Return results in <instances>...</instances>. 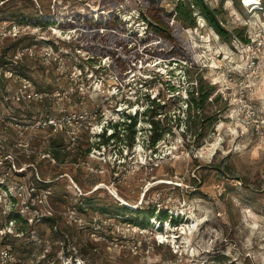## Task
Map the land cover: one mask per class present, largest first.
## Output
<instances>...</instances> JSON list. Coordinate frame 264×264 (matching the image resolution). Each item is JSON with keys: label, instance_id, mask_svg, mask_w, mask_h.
<instances>
[{"label": "rangeland", "instance_id": "obj_1", "mask_svg": "<svg viewBox=\"0 0 264 264\" xmlns=\"http://www.w3.org/2000/svg\"><path fill=\"white\" fill-rule=\"evenodd\" d=\"M141 1L0 0V30L11 23L22 30L17 39L0 41V65L32 48L34 58L24 52L6 68L51 93L47 108L39 101L17 102L19 82L5 78L0 111L33 121L46 112L59 116L65 105L80 115L70 124L80 133L76 144L63 133L38 129L30 157L21 151V162L8 170V192L0 188V232L13 233L2 242L28 256L48 250L55 264L59 256L84 264H264V11L225 0L222 25L242 37L219 35L200 14L194 25L175 16L178 54L170 56L171 44L145 34L138 22ZM18 12L24 15L14 17ZM113 16L119 29L107 28ZM143 76L151 78L148 86L140 84ZM192 88L205 100L199 110L195 104L198 118L190 120ZM58 90L70 98L55 99ZM147 93L162 99L155 150V124L141 115ZM79 97V105L70 104ZM137 110L134 139L118 129L117 138L96 151L98 134L114 133L108 130L112 123ZM5 170L0 167V175ZM42 179L53 185L38 189ZM19 185L20 204L28 200L42 212L24 206L20 217H10V196H20ZM30 185L39 195H30ZM123 204L158 210L147 221L146 214L117 211ZM164 213L175 221H162Z\"/></svg>", "mask_w": 264, "mask_h": 264}, {"label": "built area", "instance_id": "obj_2", "mask_svg": "<svg viewBox=\"0 0 264 264\" xmlns=\"http://www.w3.org/2000/svg\"><path fill=\"white\" fill-rule=\"evenodd\" d=\"M164 4H162L161 6L166 7L167 9H169V7H174L175 4L179 1H184V0H171V1H167L164 0ZM210 7L212 8H216L220 5L221 0H204ZM253 4L247 5L246 0H243V3L246 7H248L249 9L253 10V12H259V11H264V5H263V1L262 0H252ZM254 7H257V9H254ZM139 13V12H138ZM140 14H138L137 19L138 22H140V20L143 22L142 25L145 26L146 28V33L145 34H149V26L148 23L142 19L139 18ZM222 23V22H221ZM247 23V22H246ZM22 34V30H21V26L17 23H11L9 24V26H3V28L0 30V41H3L6 38H13V39H17L18 37H20ZM262 35V31L261 30H257V34L256 36H260ZM244 46L247 47H251L249 43H244ZM26 53L30 56V58H34L35 57V52L32 48H26V50H24L23 52L20 51H16L15 54L13 55L12 58H10L9 62L3 65H0V85L1 82L7 78H14L16 81L19 82V87L18 89L15 91L14 95H13V99H15L17 102H22V103H28L31 101H39L42 106L44 108H47V105L49 102H47V100L51 97V93L48 91H39L35 88V84L33 79L27 75L24 74L23 72H18L15 70H10L6 67H8V65H13L15 63L18 62V60H20L22 57L23 53ZM25 55V54H24ZM59 58H57L56 60H58ZM144 77V76H143ZM146 78V77H145ZM120 90V88H119ZM114 91V90H113ZM55 99L56 97H64V92L61 90H58L56 92ZM112 95H117L114 93L111 94ZM67 95H65L66 97ZM5 99H11L9 96H5ZM70 97L67 96V99H69ZM51 99V98H50ZM79 103H81V98L79 97L78 99H76L75 101H71V105L75 104L76 106L79 105ZM59 105V110L61 111V114L59 116L53 115L50 112H46V114L43 116L42 119L39 120H33L32 118H19L17 117V115L11 114V113H4L0 111V167H5L6 170L3 172L2 175H0V188H4L6 192H8V186L6 185V183H8V181L10 182V179L8 178L9 175V171L11 170L12 166L16 165V161L17 162H21V151H24V153L26 151H28V155L30 157V153L32 151L31 149V144L34 141V139L36 138V134L35 131L38 129H43V128H49L50 131L54 132V133H63L64 135H66L70 140L69 142L74 145L78 142L79 138H80V133L77 131V128L72 124V126L70 125L72 123L73 120H77L79 121L80 118H78L80 115L77 113H72L70 112L67 107L61 106ZM43 108V109H44ZM46 110V109H45ZM123 110V109H122ZM48 111V110H46ZM137 111L134 112L137 113ZM122 121V120H121ZM113 122V121H111ZM115 123H118V121H116ZM114 124V123H112ZM106 127V126H105ZM109 129H113V127L111 126ZM107 130V128H106ZM106 134L107 136L113 135L114 133H107V132H101L100 134H98L99 138L100 135L102 134ZM113 140V139H112ZM104 146V145H101ZM100 146V147H101ZM100 147L96 150L98 151L100 149ZM105 147V146H104ZM20 175V174H19ZM22 185H19V187H17L18 189H21ZM29 189H31L30 195H34V193L36 192V189L34 187V185H30ZM44 191V190H43ZM42 193V192H41ZM40 193V194H41ZM20 196H15L13 194H11L10 199L12 200L13 205L10 206L9 208V215L10 217H20V213L19 210L23 209L24 206L29 207L30 209H27V211H36V212H42V209L35 208L37 205L31 206L28 203V200L23 202V204L21 203V198L23 197L24 194H22V189L20 191ZM35 195H39L38 192H36ZM1 196V194H0ZM20 198V199H19ZM33 198V197H31ZM42 200V199H41ZM15 203L18 206H14ZM3 209H1L3 212L7 211V209L5 208V206L2 207ZM21 208V209H20ZM47 212H51L49 209H46ZM12 222V220H11ZM8 226V225H7ZM162 225L161 223H159L157 225V229H161L162 230ZM161 232V231H160ZM12 231H1L0 232V264H55L56 263V259L52 258L50 256V252L48 250H44L43 253L40 254H36L35 252L30 254L29 256L26 255L25 253H20L19 251L15 250L13 248V246H11L10 244L7 243H3V238L7 235L12 234ZM162 234V233H161ZM163 236V234L161 235V237ZM158 242L160 244H164L166 243V240L164 239H159ZM60 260V264H84L82 259L79 258H72V257H67V256H59L58 258Z\"/></svg>", "mask_w": 264, "mask_h": 264}, {"label": "trees", "instance_id": "obj_3", "mask_svg": "<svg viewBox=\"0 0 264 264\" xmlns=\"http://www.w3.org/2000/svg\"><path fill=\"white\" fill-rule=\"evenodd\" d=\"M224 2H225V0H221V3L218 7L212 8L204 0H184V1L177 2L175 4V8L172 11H170L166 7L159 5L156 0H142L140 2V4L138 5V11L140 14L139 18L148 23L149 31L151 33H154L156 35V37H159L160 39L165 40L171 44L170 50H168V55L174 56V55L178 54L177 50L174 49L178 43V37H177V34L175 33L174 28H173L172 23H171L172 19L175 16H177L178 18H181L183 20H187L192 25H194L196 23L195 17L200 14L207 20L208 25L210 27H212L219 35L224 37L226 35L233 36V35H235L234 33H237L240 37H242V32H240L239 30H235L234 32H229V30H227L222 25V23H221L222 21H221L219 16L221 14L220 11L222 9V6L224 5ZM255 8L257 9V7H254V9ZM23 15L24 14L22 12H18V13L13 14L14 17H21ZM115 21H119V18L116 16H113L112 18H110V22H109L107 28L114 29V30L119 29V28H117L118 26H117V24H115ZM244 40L248 42V39L244 38ZM146 42H147V39L143 41V44H145ZM120 45H123V44L120 43ZM136 48H137V45H135L134 49H136ZM137 52H138V50H135V52H134L135 58H138L141 56ZM152 53H153V56L160 54L159 51H153ZM123 68H125V67H123ZM149 79H151V78L150 77H146V78L142 77L139 80L140 84H142V87L148 86L147 84L149 82L147 80H149ZM155 79H158V78H155ZM158 81H161V79H159ZM139 82H137V83H139ZM170 87H171V89H174L173 88L174 85H171ZM190 94H191L192 99L190 100L191 106L189 108L190 112L188 114V118L191 120L192 117L198 118V115L195 116L192 109L195 110V104H196L197 110L203 108L205 96L201 95L199 97V99L197 97H195L194 88H192L190 90ZM145 97L147 98V105H146V108L141 112V115H143L145 117L146 121H149V122L155 124V128L154 127L151 128V132H153V133L150 136V138H151L150 146L153 147L155 150V146H156L157 142L161 139V133H159V127H158L157 121L155 120V117L158 115L159 110L162 107V103H161L162 99H160V97H158L159 100L156 99V97L150 98L149 93L145 94ZM126 115H127L126 120H122L121 122L114 123L112 125L113 129L115 130L113 135L107 136L105 133L100 135V137H102V142L100 143V146L101 145H104V146L109 145L110 144L109 142L112 139L117 138V134L120 133V132H118V129H119V131H122V129L124 131H130L131 132V138H132L131 140L134 139V132H135L134 127L137 123L138 115H137V113L125 114V116ZM54 157L58 158V155L54 154ZM33 182H31V183H33ZM37 184H38V189L46 190L53 185V182H47L46 180L42 179V180H37ZM35 194H36V192L34 193V196H35ZM64 202H66L65 198L60 199L58 201V203L60 205L64 204ZM35 208H38V206H36ZM157 210L158 209H157L156 205L151 210H145V209H139L138 210L137 209L136 211H134L133 208H130L129 206H127L125 204L117 206V211L129 213L132 215L146 214L145 218L147 221H148L149 217H155V212ZM107 211L108 210H103V212H105V213H107ZM160 217H161L162 221H165L168 218L171 220H174L173 216L169 217L167 213L161 214ZM53 219L54 218H52L51 220H53ZM127 221L130 223H135L136 220L132 217L131 218L128 217ZM146 224H147V222H145V221L139 223L140 226H145Z\"/></svg>", "mask_w": 264, "mask_h": 264}, {"label": "bare ground", "instance_id": "obj_4", "mask_svg": "<svg viewBox=\"0 0 264 264\" xmlns=\"http://www.w3.org/2000/svg\"><path fill=\"white\" fill-rule=\"evenodd\" d=\"M246 2H247L246 3L247 5L253 4V1L252 0H246Z\"/></svg>", "mask_w": 264, "mask_h": 264}]
</instances>
